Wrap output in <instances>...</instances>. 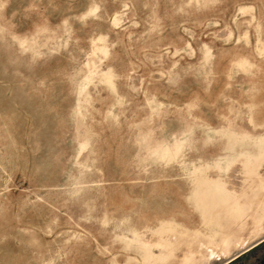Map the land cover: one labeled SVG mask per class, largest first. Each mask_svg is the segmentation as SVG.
I'll return each mask as SVG.
<instances>
[{"label":"rangeland","instance_id":"1","mask_svg":"<svg viewBox=\"0 0 264 264\" xmlns=\"http://www.w3.org/2000/svg\"><path fill=\"white\" fill-rule=\"evenodd\" d=\"M262 239L264 0H0V264Z\"/></svg>","mask_w":264,"mask_h":264},{"label":"crops","instance_id":"2","mask_svg":"<svg viewBox=\"0 0 264 264\" xmlns=\"http://www.w3.org/2000/svg\"><path fill=\"white\" fill-rule=\"evenodd\" d=\"M254 250V249H253ZM258 251L254 254H252V256L249 258L248 256H246L247 254H244V253H246V251H243V252H241V253H239L238 255H236V256H234V257H232L231 259H229L228 261H227V263L225 262V263H223V264H229L230 262L231 263H236V264H249V262L248 261H250L251 259H254L253 260V262H252V264H255L257 261H259V260H261V259H263L264 258V243L261 245V246H259V248L257 249ZM247 252H249V251H247ZM242 254H244L243 256H240V255H242ZM247 258L248 257V259L246 260L245 258ZM237 258V259H236ZM236 259V260H235ZM235 260V261H234ZM264 260V259H263ZM262 260V261H263ZM233 261V262H232ZM230 263V264H231Z\"/></svg>","mask_w":264,"mask_h":264},{"label":"flooded vegetation","instance_id":"3","mask_svg":"<svg viewBox=\"0 0 264 264\" xmlns=\"http://www.w3.org/2000/svg\"><path fill=\"white\" fill-rule=\"evenodd\" d=\"M261 243L263 244L264 242H261ZM261 243H260V244H261ZM260 244H259V245H260ZM262 244H261V245H262ZM259 245H258V247L256 246V248H254V250H251L250 252H248V253H246V254H249V253H252V252L255 254V253L258 251L257 249L259 248ZM261 245H260V246H261ZM242 256H243V255H242ZM250 257H251V256H250ZM263 259H264V258H263ZM263 259L257 261L255 264H264V260H263ZM262 260H263V261H262ZM231 264H236V263H231Z\"/></svg>","mask_w":264,"mask_h":264},{"label":"bare ground","instance_id":"4","mask_svg":"<svg viewBox=\"0 0 264 264\" xmlns=\"http://www.w3.org/2000/svg\"><path fill=\"white\" fill-rule=\"evenodd\" d=\"M261 242H264V239L260 240L259 242H257L255 245H252L250 247H248L247 249H245L244 251H250L253 250V248H255L256 246H258ZM227 263V262H226Z\"/></svg>","mask_w":264,"mask_h":264}]
</instances>
